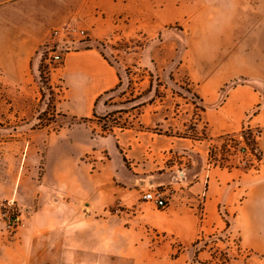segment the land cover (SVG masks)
Masks as SVG:
<instances>
[{"label": "rangeland", "instance_id": "374dc122", "mask_svg": "<svg viewBox=\"0 0 264 264\" xmlns=\"http://www.w3.org/2000/svg\"><path fill=\"white\" fill-rule=\"evenodd\" d=\"M85 1L80 4L82 10L85 9ZM127 3L128 11L117 19L124 20L127 24L129 21L148 23V26L157 24L161 33L156 41L158 48L153 53L150 49L151 41L143 39L137 41L138 43L136 41L128 43L132 48L138 45L142 48L144 46L137 55L136 50L129 53L120 47L116 53H112L111 49L101 42L86 41L85 46H89L87 50L99 49L106 60L116 68L121 81L116 88L101 97V100L105 99L103 102H106L107 107L113 106V112L96 117V130L99 133L93 138L99 141L105 136L108 138L107 142L112 145L111 149L115 143L118 149L114 162L111 161L108 147L102 142H99L101 146L97 144V147H90L81 156L80 165L82 164L84 169L82 178L88 183L86 181L79 183V193L76 183L68 184L69 186L65 187L68 189L61 190L67 196L70 193L75 195L68 198L72 201L68 206L69 209L65 214L63 213L65 217L67 216V225L83 229L79 226H86L87 221L91 220L94 221L96 230L101 226V221L98 224L97 221L101 219L110 221L112 227L106 228L104 235H107L111 241L120 243L121 246L116 248V245H112L111 256L126 260L116 261V264H264V255L257 254L252 248L247 247L233 227H207L206 203L212 173L223 169L248 172V169L239 168L237 159L228 146L229 140H223V137L234 133L216 136L189 134L179 137L189 139L184 142L189 144V148L176 150L174 158L170 161L171 164L168 163L170 166H175L173 177L176 180L160 187L154 186L168 192L169 206L166 209H158L153 204L145 202L143 194L146 190L143 187L128 185L133 178V163L126 158L117 142L121 132L129 131L133 128L131 126L142 122L141 118L126 114L129 110H134L131 108L135 105L134 100L142 98L144 103H151L157 98L156 96H162L167 92V87L176 93L182 92L188 97H194V93L205 94L210 104L224 102L230 97L229 107L234 113L247 108L248 92L251 89L250 80L261 76V71L254 67L252 60L255 62V59L248 50L253 46L252 40L247 39L250 30L246 18L252 15L249 2L247 0H127ZM96 7L100 12L101 4H97ZM79 30L84 31L85 28ZM49 43L50 41L40 49L41 61L35 76L33 100L29 96L17 95L16 92L14 95L13 89L0 87V227L5 231L7 230L1 213L5 202L10 201L5 198L14 194L17 182L19 185L21 180L22 187L27 190L24 194L25 199L22 197L23 200H20V206L14 200L17 209L27 214L26 227L33 221L40 206L38 197L44 168L34 159L33 153L36 155L37 151L31 145L37 143L39 131H48L49 128H69L75 122L74 118L62 116L61 113L55 117L58 115V110L63 113L65 93L69 90V86L66 85L63 73L59 70L61 64L50 65L47 61L49 49L52 47ZM79 47L78 50H86L84 46ZM128 65L130 69H125ZM186 79L190 87L184 84ZM183 85L187 86L190 93L181 89ZM169 92L174 95L172 91ZM173 101L174 99L170 97L169 102L160 105L172 107ZM176 101L178 103H175L169 114L173 122H192L193 119H199L198 116L204 115L201 111L196 114L192 105L181 98H177ZM203 117L204 121L208 120ZM212 120L215 128H220L225 123L232 126L235 122L232 118L224 119L223 113L212 117ZM200 124L204 127L205 123L201 121ZM137 126L138 130L149 135L159 134L155 131L153 135L151 129L142 125ZM86 127L88 128L87 125ZM203 155H206L201 173L203 188L194 202L193 199L187 198L185 191L189 189L190 182L196 179L194 175L200 168L198 163H202ZM110 161L112 167H106V163ZM259 175L256 173L254 177ZM102 186H107L105 198L101 195L104 190ZM28 193L31 196L36 195L37 199H32ZM92 193L95 194L94 199H90L87 203L94 204V211L89 210L85 202L76 200L83 198L84 194ZM18 195L21 197V193ZM59 196L62 195L53 194L54 198L61 200ZM54 198L50 202L54 203ZM191 208H196L198 224L194 240H184L180 235L154 226L161 224L174 209ZM219 212V217L231 226L233 217L221 207ZM146 214L150 215L151 219L141 218ZM119 224L126 226L115 227ZM135 224L146 227H130ZM100 234L103 236V233ZM11 236L14 237L16 234ZM111 264L115 263L111 261Z\"/></svg>", "mask_w": 264, "mask_h": 264}, {"label": "crops", "instance_id": "0c3cea01", "mask_svg": "<svg viewBox=\"0 0 264 264\" xmlns=\"http://www.w3.org/2000/svg\"><path fill=\"white\" fill-rule=\"evenodd\" d=\"M247 1L252 11V15L246 18L251 34L248 33L247 39L253 42V46L248 50L255 59L256 63L252 60L254 67L261 71L260 77L256 76L251 79L252 81L250 80L251 89L248 92L247 108L234 113L229 107L230 97L224 102L210 104L205 94L194 93V97H188L182 92H174L169 87L167 92L162 96H156L157 98L151 103H144L142 98L135 99L133 102L135 105L131 107L134 110H129L126 114L141 118L142 122L131 126L133 128L129 131L121 132L117 141L126 158L133 163V178L129 186H139L148 190V187H160L170 184L172 180L175 181L176 178L173 177L175 166L169 164L176 150L189 148V144L184 143L189 139L179 138L183 135L216 136L239 133L248 128H260L262 134L258 148L264 157V0ZM83 2L84 0H0L1 88L13 89L14 95L16 92L17 95L29 96L32 99L35 76L41 61L40 49L49 41L52 46L58 43L57 40H53L52 32L59 27L85 28L87 36L79 37L78 41L101 42L111 49L112 53H116L120 47L129 53L136 50L137 55L144 46L142 48L138 45L132 48L128 43L140 42L143 39L151 41L150 49L153 53L158 48L156 41L161 33L157 22H154L156 24L154 26L152 24L148 26V23L129 21L127 24L124 20L117 19L128 11L127 0H86L85 9L82 10L80 4ZM97 4H101L100 12L96 7ZM125 69H130V65ZM59 70L63 73V79L66 85L68 84L69 90L65 93L63 113L58 110V115L55 117L61 113L62 116L74 118L75 122L69 128H49L48 131L51 133L45 130L39 131L37 143L31 144L37 151L36 155L33 153L34 159L44 168L38 197L40 206L33 221L16 236L12 237L0 227V264H111V261L116 264L118 261H126L121 257L111 256L112 245H116V248L121 246L120 243L111 241L107 235H104L105 229L112 227L110 221L104 219L97 221V224L101 221V226L96 230L94 221L91 220L87 221L86 226H79L83 229L67 225V216L65 217L63 213H66L72 201L68 198L75 195L70 193L67 196L61 192L68 189L65 188L69 186L68 184L76 183L79 193V183L86 181L82 178L84 169L82 164L80 165V158L90 147H97L96 145L102 142L108 147L111 161L114 162L118 145L115 143L117 147L114 145L111 149L112 145L107 142L108 138L105 136L99 141L93 138L99 133L96 130V117L113 112V106L109 104L111 107H107L106 102H103L105 99L101 100V97L116 88L121 82L120 78L116 68L97 48L66 53ZM187 82L186 79L184 84L190 87ZM185 85L181 89L190 93ZM169 91L177 96L170 94ZM170 97L174 99L172 107H163L165 102H169ZM177 98L192 105L196 114L203 112V116L208 120L204 121L203 116H198L199 119H193L192 122H173L169 114L175 103H178ZM221 113L226 120L232 118L235 121L234 125L225 123L222 127L215 128L212 117ZM201 121L205 123L204 127L201 126ZM79 125L82 127L79 128ZM137 125L151 129L153 135L155 131L159 134L152 136L144 133L137 129ZM101 145L100 143L99 146ZM186 154L191 155V153ZM205 160L206 155H203L202 163H198L200 168L194 175L196 179L190 182L189 189L185 191L187 198L194 200L202 193L201 173ZM111 161L105 166L112 167ZM254 175L251 172L224 169L212 173L206 203L207 227H233L247 247L252 248L257 254L264 255V167L258 177ZM151 180L154 181V185L150 184ZM22 186L20 180L19 185L18 182L15 184L14 194L6 197L5 200H15L20 206V200H23L27 191ZM105 187L107 186L101 187L104 189L101 192L103 198L108 191ZM18 193H21V197ZM56 193L62 195L59 196L61 200L53 197ZM77 195L82 196V194ZM94 195V193L84 194L83 198L76 200L85 202L89 210L94 211V204L87 203L90 199H94ZM28 196L37 199L34 194L31 196L28 193ZM53 198L54 203L50 202ZM220 207L233 217L231 226L219 217ZM141 218L151 219L147 214L142 215ZM125 226L119 224L115 227ZM154 226L180 235L184 240H194L198 227L196 208L174 209L161 224ZM130 227L146 226L135 224ZM100 233H103V236Z\"/></svg>", "mask_w": 264, "mask_h": 264}, {"label": "built area", "instance_id": "2783aa9c", "mask_svg": "<svg viewBox=\"0 0 264 264\" xmlns=\"http://www.w3.org/2000/svg\"><path fill=\"white\" fill-rule=\"evenodd\" d=\"M86 32L79 30L75 27L63 26L57 28L52 32V37L57 40L58 43L53 45L49 49L48 62L50 65L63 64L64 56L76 48L70 51H61L60 46L67 45H79V37H85ZM262 131L260 128H248L243 129L239 133H234L231 136L223 137V140H229V148L232 150V155L237 159L239 168L248 169L247 171L260 174L264 167V157L258 150L248 143L247 136H251L252 140L258 147ZM253 171V172H252ZM143 199L147 203L153 204L158 209H166L169 206V195L168 192L157 187H150L143 194ZM6 230L10 234H19L24 230L28 224V218L26 212L21 209H17L14 200L6 201L4 210L1 213Z\"/></svg>", "mask_w": 264, "mask_h": 264}, {"label": "trees", "instance_id": "16d2710c", "mask_svg": "<svg viewBox=\"0 0 264 264\" xmlns=\"http://www.w3.org/2000/svg\"><path fill=\"white\" fill-rule=\"evenodd\" d=\"M87 42L86 41H84V42H80L79 44L80 45H84V48H86V50L88 49V47L89 46H85V44H86ZM78 46V45H77ZM76 46V49H79L80 47L78 46L77 47ZM247 140H248V143L254 148V150H258V147H257V145L255 144V142L252 140V138H251V136H247Z\"/></svg>", "mask_w": 264, "mask_h": 264}, {"label": "water", "instance_id": "95a60500", "mask_svg": "<svg viewBox=\"0 0 264 264\" xmlns=\"http://www.w3.org/2000/svg\"><path fill=\"white\" fill-rule=\"evenodd\" d=\"M80 46V45H79ZM81 46H84V45H81ZM78 47V46H77ZM76 48V46L74 45H67V46H60V50L61 51H70L72 49ZM143 185L145 184L144 182H141ZM150 184L154 185V181L151 180L150 181Z\"/></svg>", "mask_w": 264, "mask_h": 264}]
</instances>
